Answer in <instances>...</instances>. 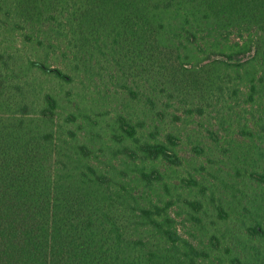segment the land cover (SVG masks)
I'll use <instances>...</instances> for the list:
<instances>
[{"label": "trees", "instance_id": "1", "mask_svg": "<svg viewBox=\"0 0 264 264\" xmlns=\"http://www.w3.org/2000/svg\"><path fill=\"white\" fill-rule=\"evenodd\" d=\"M104 70L185 105L233 103L238 135L264 133V0H0V264H204L58 124L40 78ZM140 151L178 160L162 143Z\"/></svg>", "mask_w": 264, "mask_h": 264}, {"label": "rangeland", "instance_id": "2", "mask_svg": "<svg viewBox=\"0 0 264 264\" xmlns=\"http://www.w3.org/2000/svg\"><path fill=\"white\" fill-rule=\"evenodd\" d=\"M96 73H81L72 86L40 78L59 96L58 124L89 146L130 202L162 211L204 252V264H264V133L253 127L250 138L242 137L225 120L243 108L185 105L168 99L169 92L152 94L142 78L138 89L110 70ZM127 125L135 126L133 139ZM160 143L177 162L143 161L140 148Z\"/></svg>", "mask_w": 264, "mask_h": 264}]
</instances>
